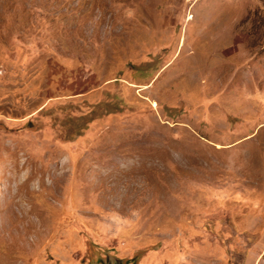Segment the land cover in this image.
<instances>
[{
  "label": "rangeland",
  "instance_id": "obj_1",
  "mask_svg": "<svg viewBox=\"0 0 264 264\" xmlns=\"http://www.w3.org/2000/svg\"><path fill=\"white\" fill-rule=\"evenodd\" d=\"M134 259L264 264V0H0V264Z\"/></svg>",
  "mask_w": 264,
  "mask_h": 264
},
{
  "label": "trees",
  "instance_id": "obj_2",
  "mask_svg": "<svg viewBox=\"0 0 264 264\" xmlns=\"http://www.w3.org/2000/svg\"><path fill=\"white\" fill-rule=\"evenodd\" d=\"M133 262V264H136V259H134V260H132ZM101 263V262H100ZM118 263H121L120 261L118 262ZM131 262H128V264H130ZM102 264V263H101Z\"/></svg>",
  "mask_w": 264,
  "mask_h": 264
}]
</instances>
